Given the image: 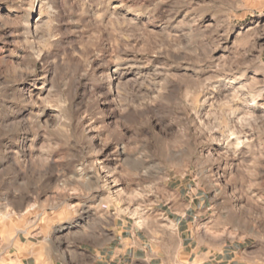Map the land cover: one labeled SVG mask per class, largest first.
Instances as JSON below:
<instances>
[{
  "label": "rangeland",
  "instance_id": "rangeland-1",
  "mask_svg": "<svg viewBox=\"0 0 264 264\" xmlns=\"http://www.w3.org/2000/svg\"><path fill=\"white\" fill-rule=\"evenodd\" d=\"M61 91L68 128L53 104ZM158 94L165 126H140L136 114L159 107ZM9 105L0 264H15L20 239L87 233L114 213L163 220L193 198L206 208L194 226L205 240H264V0H0V107ZM24 120L53 131L21 132ZM117 126L122 137L105 143ZM181 132L194 154L158 152L154 136ZM86 182L96 186L85 199Z\"/></svg>",
  "mask_w": 264,
  "mask_h": 264
},
{
  "label": "crops",
  "instance_id": "crops-1",
  "mask_svg": "<svg viewBox=\"0 0 264 264\" xmlns=\"http://www.w3.org/2000/svg\"><path fill=\"white\" fill-rule=\"evenodd\" d=\"M196 199L188 205L178 200L163 212V220H130L114 213L111 225L94 223L87 233L38 243L20 239L30 230L19 231L15 264H264V240L232 242L223 235L205 240L194 229L206 209Z\"/></svg>",
  "mask_w": 264,
  "mask_h": 264
},
{
  "label": "clouds",
  "instance_id": "clouds-1",
  "mask_svg": "<svg viewBox=\"0 0 264 264\" xmlns=\"http://www.w3.org/2000/svg\"><path fill=\"white\" fill-rule=\"evenodd\" d=\"M84 74H86V73H84ZM61 97H63V99H61ZM158 100H159V107L151 109L148 112H141V113L136 114L139 116V118L143 122L140 126H144L145 124H147V122L149 121L150 118L153 120H156V122L159 123L161 126H165V124H166L165 117L168 114L166 106H168L169 102L165 98V96L159 95V94H158ZM45 102L47 103V101H45ZM53 104H54V106H58L60 108L61 115L57 119L61 123L64 124L65 128L70 127L71 121L73 118L72 108L70 105V97L65 95L63 93V91H61L60 93L56 94L55 98L53 99ZM16 112H17V109L11 105H9L7 108L0 107V124H2L4 121H6L8 119H15L16 118ZM31 115L33 117H35L37 114L31 113ZM21 119L23 120V118H21ZM120 123H123V120ZM17 127L20 128L21 132L29 129L30 127H36L37 129L39 127H45L49 133H51L53 131V129L48 125H38V124L30 125L27 120L23 121V127H21L20 125H17ZM101 127H106V126L102 125ZM83 135L84 134L81 133L80 136L74 137L77 140V143H80V140H81ZM122 135L123 134L120 132L119 126H117L116 128H113V129H109L108 130V140H106L105 143L109 142L113 138L119 139L122 137ZM170 135H172L171 139H165V138L159 137V136L153 137V140L156 143V148H157L159 153L169 154L172 151H175L176 155H181L183 152H187L190 155L194 154L193 148L191 146H189V144H188V140L190 138L187 137V135H185L184 132L177 133V134H170ZM138 147H139V145H138ZM146 147H147V145H145V148ZM125 150L126 151L128 150L127 146L125 147ZM134 151H135V149H134ZM140 155L143 156L144 159L151 158V155H149L145 152H141ZM139 159H140V157L137 156L136 160H139ZM81 163H83L82 160H81ZM108 171H111V170H108ZM96 184L97 185L99 184V179H97ZM95 186L96 185H93V184H90L87 182L82 184L81 185V189H82L81 195L86 199L88 197V195L90 194V192L94 190ZM101 186H103V185H101ZM261 239H264V237H261Z\"/></svg>",
  "mask_w": 264,
  "mask_h": 264
},
{
  "label": "bare ground",
  "instance_id": "bare-ground-1",
  "mask_svg": "<svg viewBox=\"0 0 264 264\" xmlns=\"http://www.w3.org/2000/svg\"><path fill=\"white\" fill-rule=\"evenodd\" d=\"M113 179V178H112Z\"/></svg>",
  "mask_w": 264,
  "mask_h": 264
}]
</instances>
